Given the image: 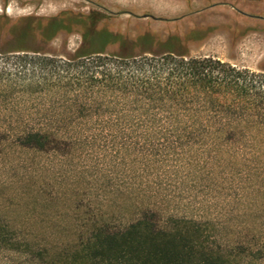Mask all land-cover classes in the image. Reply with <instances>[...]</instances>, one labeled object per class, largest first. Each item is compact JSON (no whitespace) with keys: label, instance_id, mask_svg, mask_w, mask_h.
Here are the masks:
<instances>
[{"label":"rangeland","instance_id":"obj_1","mask_svg":"<svg viewBox=\"0 0 264 264\" xmlns=\"http://www.w3.org/2000/svg\"><path fill=\"white\" fill-rule=\"evenodd\" d=\"M76 1L46 0L38 12ZM136 2L179 18L157 29H218L200 45L191 34L184 59L262 76L253 86L264 91V0ZM34 9L6 7L11 17ZM17 43L0 37V264H87L78 234L143 213L160 227L200 223L240 264H264V104L170 108L135 88L137 75L170 67L150 53L120 59L113 53L127 49L113 45L70 60L79 32L59 34L44 54L15 52Z\"/></svg>","mask_w":264,"mask_h":264},{"label":"trees","instance_id":"obj_2","mask_svg":"<svg viewBox=\"0 0 264 264\" xmlns=\"http://www.w3.org/2000/svg\"><path fill=\"white\" fill-rule=\"evenodd\" d=\"M13 25L5 28L7 31L4 29V32L16 37L19 42L17 49L25 41L26 30L18 31ZM52 26L56 28L62 24ZM77 27L79 33L90 29L94 34L87 48L89 54L78 57L95 54L103 35L96 27ZM191 34L194 35L193 30L175 39L183 45L185 37L190 38ZM158 43L162 47L170 44L162 40ZM145 53L154 56L150 62L170 66L164 69L153 67L149 75L142 73L135 77V88L148 96L150 102L170 108L198 102L212 110L224 104H228L227 108L241 109H257L264 104V91L253 86L256 81L261 82L262 76L225 67L209 58L184 59L188 52L178 54L171 49L166 53L152 50ZM136 56L123 54L113 57L130 59ZM37 139L35 137V141ZM207 230L200 223L183 219L172 220L170 226L160 227L153 215L143 213L124 227H94L86 234H78L76 242L87 264H240L235 251L217 245Z\"/></svg>","mask_w":264,"mask_h":264},{"label":"flooded vegetation","instance_id":"obj_3","mask_svg":"<svg viewBox=\"0 0 264 264\" xmlns=\"http://www.w3.org/2000/svg\"><path fill=\"white\" fill-rule=\"evenodd\" d=\"M11 0H3L0 5V37H7L8 33L4 29L13 26L19 30H26L25 41L15 52H31L35 54H44L43 47L52 42L59 34L70 36L79 32V25L85 27H96L103 35V41L96 49V55L106 54V49L110 46L117 45L120 49H127L125 53H113L112 56H136L147 51L155 49L157 53H166L173 50L178 54L189 52L188 47L190 40L184 39L183 45L179 44L175 37L181 36V30L188 34L190 30L178 28L177 25L172 29L166 26L163 30L154 27L156 23L165 25L171 22H177L179 18L168 19L161 15L153 14L147 5H139L136 0H129L124 4L121 0H78L74 8H65L52 14L39 13V8L46 0H19L21 6H34V10L28 13L11 17L7 14L6 7ZM184 3L189 7L191 0H176ZM22 2V3H21ZM143 6V7H142ZM124 22V25H123ZM62 24L56 28L52 25ZM195 26V25H194ZM193 26L195 45L202 44L213 34L216 28L197 29ZM93 29V28H92ZM249 30L245 29L240 35L244 36ZM82 33V34H81ZM80 33V43L76 48V53L70 60H77L81 54H89L90 46L94 34L90 29ZM183 33V35H184ZM172 45L162 47L159 41ZM174 45V46H173ZM173 47V48H172Z\"/></svg>","mask_w":264,"mask_h":264}]
</instances>
